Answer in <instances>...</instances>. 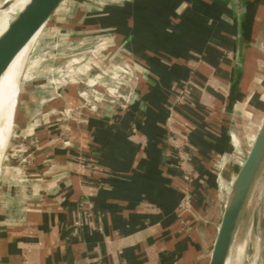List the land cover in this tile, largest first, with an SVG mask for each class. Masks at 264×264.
Wrapping results in <instances>:
<instances>
[{"label": "crops", "instance_id": "obj_1", "mask_svg": "<svg viewBox=\"0 0 264 264\" xmlns=\"http://www.w3.org/2000/svg\"><path fill=\"white\" fill-rule=\"evenodd\" d=\"M96 5L102 6L103 3ZM115 9L123 14L127 13L126 17L131 15L134 32L142 31L140 22L143 23L146 16L149 17V23H157L150 24V28L161 35H153L156 39L158 36L161 47L158 70L154 69L156 72H153L151 67L150 63L155 59L151 52L152 55L145 64L149 71L145 70L146 74L138 75L134 83L135 100L125 108L124 120L113 121L110 115L101 116L104 108L101 109L100 117L98 111H84L86 113H80L76 122L71 125L72 129L63 131L61 139L56 140L55 135L52 143L47 141L48 145L41 146L43 149L46 146L49 148L42 155L38 169L43 172L44 178L40 185L41 193L46 195L50 205L46 200L41 203L38 196L34 207L30 203L34 198L33 187L23 182L21 184L13 166L8 164L14 202V227L25 220L30 222L37 239L39 264H166L164 260L168 257L161 258V254L173 252L180 242H183L179 245L182 247L181 254L174 264H206L221 221L227 182L222 178L220 183L217 182L211 168L206 176L201 170H197V175L204 176L205 181L193 184L192 213L186 215L182 212L181 216L176 215L173 201L177 199V194L182 197L181 190L184 186L177 175V162L174 160L176 143L172 132L180 117L177 114L176 118L169 104L173 89L178 88L185 80L183 77L186 76V62L189 58L204 56L205 52L201 47L218 38L227 25L231 28L234 40L228 0H126ZM112 10H106L103 14L105 20L110 16L115 18ZM157 18L161 21L157 22ZM172 37L179 49L171 54L174 56V63L170 66L166 64V58H170L168 48ZM127 44L128 47L132 45L128 50L139 57L141 45L135 42L130 45L128 40H124L122 48ZM213 46L215 45H209ZM30 61L29 58L22 86L31 89ZM228 68V81L224 87L216 74H207L205 67L199 69L201 74H195L202 81L201 95L208 100L204 106L212 111H218V107L219 110L222 107L226 112L233 62ZM12 73L13 70L1 82L0 96L8 89ZM143 75L145 80L140 81ZM215 82L219 84L213 85ZM110 86L111 81L107 82V89ZM218 89L225 98L219 102L216 100L219 98L211 100V95L218 96ZM44 90V96L34 100L37 104L35 108H32L33 102L28 107V114L36 110L35 114L42 119L49 112H60L61 105L64 104L62 102L70 100L68 96L77 93L76 88L64 90L50 87ZM194 93L200 94L196 90ZM22 95L23 90L20 88L11 89L4 97L0 114V161L8 148ZM141 95H146L148 113L138 130L136 115L144 102ZM59 100L62 102L58 103ZM80 105L77 104L78 109ZM165 124L169 128V148L167 163L161 169V140ZM214 124L209 122L206 125ZM207 126L203 129L199 125L195 135L201 136L203 141L207 137L214 148H221L228 135H223L220 126L217 133L211 132ZM203 134L206 137H202ZM198 148L202 147L198 145ZM216 148L211 152V162L217 155ZM208 151L201 149L196 153V158L205 162ZM225 155L227 159L220 169L222 177L227 167L233 163L232 153L226 152ZM191 168L195 169L194 166ZM80 197H84L85 210L91 212L89 219L78 214L77 202ZM96 215L101 216L100 219ZM190 223L194 228L191 235L190 231H181L184 227H189ZM71 224H79L80 228L71 231ZM201 224L205 226L204 229L202 227L203 230Z\"/></svg>", "mask_w": 264, "mask_h": 264}, {"label": "rangeland", "instance_id": "obj_2", "mask_svg": "<svg viewBox=\"0 0 264 264\" xmlns=\"http://www.w3.org/2000/svg\"><path fill=\"white\" fill-rule=\"evenodd\" d=\"M125 1L65 0L45 28L36 34L35 44L29 53L31 60L29 70L33 88L30 89L24 85L21 87L23 95L19 99L15 125L8 148L3 156L5 164L13 166L21 184L23 182V184L33 187L34 198L30 203L34 207H36L35 200L38 196H40L41 203H45L46 200L50 205L46 195L41 193L40 185L44 178L42 177L43 172L38 169L42 155L49 148L46 146V149H43L41 146L48 145L47 141L52 143L55 135L56 140L61 139L64 130L73 128L71 125L76 122L78 115L86 113L84 111H89L92 106H99V117L103 113L101 116L110 115L113 121L124 120L126 118L123 114L125 108L135 100L134 83L139 74H146L145 70L149 71L145 68V64L152 53H154L155 59L151 61V67L153 72L158 70L161 48L158 36L161 35L150 28V24L154 25L155 22L149 23L147 21L149 17L146 16L145 22H140L142 31L134 32L133 20L126 17L127 13L123 14L120 10L115 9ZM99 2H102L103 5H96ZM106 10H112L115 18L112 19L113 17L110 16L105 20L103 14ZM258 15L253 47L248 52L245 74L239 88L240 94L237 98L236 109L232 116H226L222 107L220 110L218 107V111H212L204 106L208 100L201 95L202 81L195 77V74L200 73L199 69L205 67L207 74L217 75L222 87L227 83L226 71L233 62L234 53V40L229 25L222 34L217 36L218 38L213 39L215 41L212 40L211 43L201 47L205 52L204 56L198 58L197 55L195 58L187 60L188 68L185 70L186 76L183 77L185 80L178 85V88L173 89L169 106L174 110L176 118L177 114L180 117L179 123L176 121L172 132L176 143L174 160L177 162L179 182L184 186V189H180L182 197L177 194V199L173 201L177 216H181L182 212L186 215L192 213L194 206L191 192L193 184L197 181L203 183L209 168L214 171L217 182L220 183L222 178L228 185L235 165L247 153L264 119V4L259 8ZM156 21L160 22L161 20L157 18ZM154 34L158 35L157 39L153 36ZM124 40H128L130 45L133 42L141 45L139 57L134 55L132 50H128L132 45L128 47L127 44L122 48ZM211 44L215 46L209 47ZM201 63L203 64L200 65ZM110 81L111 86L107 89V82ZM219 83L215 82L213 85L217 86L216 84ZM67 86L76 87L77 93L69 95L70 100L58 101V103H64L61 105V113L59 110L56 113L49 112L45 119L38 118L35 114L36 110L28 114L29 105L33 102L32 108H35L37 104L34 100L39 96H44V88L46 90L50 87L64 89ZM195 90L200 94H195ZM217 92H219L218 96L211 95V100L219 98L216 99L218 102L223 101V92H220L219 89ZM214 93H216L215 90ZM77 104H81L79 107L84 105L83 111L78 109ZM176 108L179 109V112ZM173 118L175 119V117ZM209 122L215 123L214 126H207L206 124ZM199 125L203 129L206 126L209 127L210 131L214 133H217L218 126H220L223 135H228V138L224 136L227 141L221 148L215 147L217 155L212 162L211 152L215 148L207 141L206 134L202 135V137H206L205 141L200 139L201 136L195 135L194 132ZM62 141L66 142L65 139ZM198 145L202 148H198ZM201 149L209 150L206 161L203 163L196 158V153ZM226 152L232 153L233 163L227 167L222 177L220 167L227 159ZM193 166L195 169L191 168ZM36 170L38 171L36 172ZM197 170H201L204 176L197 175ZM187 188L190 191H185ZM173 199H175V195ZM199 202L201 203L200 200ZM77 203L78 214L82 218L89 219L91 212L85 210L84 197H80ZM157 203H160V196L157 198ZM100 217L96 215V218L100 219ZM242 226L245 235L239 249L237 264H264V176L245 212L241 228ZM200 227L203 230L205 226L201 224ZM69 228L74 231L79 229L80 225L71 224ZM185 228L181 231H190L191 235L194 229L193 224L190 223V226ZM188 239L191 240L190 237ZM182 244L179 243L180 246ZM179 245L168 255L167 253L161 254V258L168 257L164 260L166 264H174L178 259L182 250ZM211 246L213 247V245ZM254 246L256 247L254 248ZM230 264H233L232 256Z\"/></svg>", "mask_w": 264, "mask_h": 264}, {"label": "water", "instance_id": "obj_3", "mask_svg": "<svg viewBox=\"0 0 264 264\" xmlns=\"http://www.w3.org/2000/svg\"><path fill=\"white\" fill-rule=\"evenodd\" d=\"M64 2L65 0H31L24 11L13 20L4 35L0 37V78L26 41L45 28ZM12 3L13 0H0V13L8 9ZM263 4L264 0H228L234 31V55L231 85L226 101V116H232L235 112L248 52L254 43L259 8ZM172 38L168 48L170 58H166V64L170 66L174 63V59L172 60L174 56L171 54H175L179 49L175 38ZM143 79L145 80L144 75L140 81ZM75 88L67 86L64 90ZM141 99L144 102L136 115V129L138 130L141 129L148 113L146 95H141ZM168 143L169 128L165 124L161 140V169L167 163ZM8 170L9 165L5 164L2 156L0 161V264H39L37 239L30 222L25 220L24 223H19L14 227L12 221L14 202ZM263 176L264 119L247 153L235 165L231 174V180L226 187L221 221L212 250L208 255V264H230L234 237Z\"/></svg>", "mask_w": 264, "mask_h": 264}, {"label": "bare ground", "instance_id": "obj_4", "mask_svg": "<svg viewBox=\"0 0 264 264\" xmlns=\"http://www.w3.org/2000/svg\"><path fill=\"white\" fill-rule=\"evenodd\" d=\"M30 2H31V0H13L12 5L8 9H6L5 11L0 13V37H2L4 35L7 28L9 27V25L13 22V20H15V18L20 13H22L24 11V9L29 5ZM36 34L37 33H35L28 41H26L24 46L20 49L19 53H17V55L14 57V59L9 63L5 73L0 78V84H1L3 79L11 72V70H13L12 77L9 81V83H10L9 87L6 90V92H2V94L0 96V99L3 97L0 100V114H1V111L3 108L2 105H3V100H4L6 93L10 92L11 89L19 90L22 87V83H23L22 81H23L25 71H26V68L28 65V61H29V53L33 47ZM244 235H245L244 227L242 226V228H241V226H240V228H239L238 232L236 233L234 240H233L234 244H233L232 253H231L232 258H233V264H237V259L239 257L238 256L239 255V249H240ZM255 247L256 246H254V248ZM255 253H256V251H255Z\"/></svg>", "mask_w": 264, "mask_h": 264}, {"label": "built area", "instance_id": "obj_5", "mask_svg": "<svg viewBox=\"0 0 264 264\" xmlns=\"http://www.w3.org/2000/svg\"><path fill=\"white\" fill-rule=\"evenodd\" d=\"M134 85H135V84H134ZM83 106H84V105H83ZM83 106L79 108L80 111L84 109ZM98 108H99V107H97V106H92V107H90V111L97 112V111L99 110ZM221 167H222V166H221ZM221 167H220V169H221Z\"/></svg>", "mask_w": 264, "mask_h": 264}, {"label": "trees", "instance_id": "obj_6", "mask_svg": "<svg viewBox=\"0 0 264 264\" xmlns=\"http://www.w3.org/2000/svg\"><path fill=\"white\" fill-rule=\"evenodd\" d=\"M127 18L130 19V16L128 15ZM118 19H119V18H118Z\"/></svg>", "mask_w": 264, "mask_h": 264}]
</instances>
